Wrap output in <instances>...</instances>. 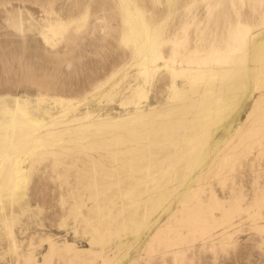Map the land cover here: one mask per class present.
Here are the masks:
<instances>
[{"label": "rangeland", "instance_id": "1", "mask_svg": "<svg viewBox=\"0 0 264 264\" xmlns=\"http://www.w3.org/2000/svg\"><path fill=\"white\" fill-rule=\"evenodd\" d=\"M8 1L1 0L0 3V99L10 103L18 102L19 107L29 114L30 119L36 123L41 122L43 127L32 134L29 145L25 141L19 146L22 152L17 157V164L25 171L26 180L25 183H18L19 189L14 196L13 210L5 214L0 213V264L2 262L22 264L24 263L22 257L32 252L34 261L31 264H264V0H127L123 3L128 6L127 10L129 9L133 15L135 11L140 13L144 23L149 27V34L154 39L152 42L154 47L164 55L150 63L151 80L148 77L146 83L144 77L138 74L140 67L136 58L139 56L133 50L135 49L133 34L126 35L125 16L119 15L116 4H107L108 9L105 11H99L96 4L90 5L92 12L87 17L88 20L75 17L71 21L66 16H60L52 21L63 24L64 30H54L49 34L50 28L44 22V17L33 14L32 21H28V16L20 20L10 15L11 5ZM60 2L56 0L55 7H58ZM26 7L29 8L27 4ZM134 18L132 22L142 24L139 18ZM231 29L238 31L239 37L229 43L231 48L223 49L222 44L216 46L212 43L211 39L219 36H223L228 42L229 37L222 33L229 30L231 32ZM78 30L80 31L77 32ZM138 33L145 34L143 26H140ZM139 37L138 41L142 38ZM166 39L174 43L173 48L170 43L165 42ZM157 43H162L159 44L161 47ZM211 44L214 47H211ZM197 46L199 47L196 48ZM193 47L196 51H192ZM212 48L215 53L210 52ZM172 52L174 54L171 55ZM162 57L167 60H161ZM196 58L200 61L191 62ZM208 68L211 71L210 75L207 73ZM174 71L177 77L172 78L171 72ZM191 75H197L198 79L191 82ZM173 80L176 87L181 90V96L172 94L170 86ZM138 86L144 91V96L139 100L131 95ZM256 100H259L257 107ZM140 113L144 115L138 117ZM87 115V119L81 120ZM184 117H191L196 121L192 125L193 128L190 127V131H184L188 133L186 135L182 134V129L174 128L157 133V137H153L156 134H150L151 137L146 139L145 136H141L148 127L157 126L162 122L169 125L172 121ZM249 129H253L255 136L249 137L246 146V142H242L239 137ZM46 133L53 135L48 136ZM59 133L64 135L57 138ZM116 137L126 140L133 138V142L138 144L135 151H130V143L127 142L115 144L116 148L114 144L113 147L108 145V142ZM35 138L42 141L53 139L51 142L54 145L36 147L33 145ZM148 140L157 141H153L152 144ZM160 142L167 144L166 149L160 148ZM169 144L180 145V148L175 150L169 147ZM150 150L155 152L152 151L150 154ZM141 152L145 154L142 155ZM225 152L227 154H224ZM171 153L173 158L170 156ZM139 154L140 162L137 157H140ZM224 156L226 163L221 162ZM123 163L127 165L124 166ZM160 163L162 167L158 165ZM216 163L218 165H215ZM144 164L153 165L147 167ZM189 165L195 167L193 172L195 174L192 173L187 179H181L183 169ZM123 166L126 168H122ZM147 169L155 173L152 175L153 178L151 176L147 178L149 175H146ZM169 169L171 174L168 176L166 171ZM132 180H137L136 184L140 185L136 186ZM152 181L160 182L159 188L153 189ZM105 184L109 186L106 187ZM125 186H129L131 193L119 196V193H116L117 189H124ZM138 193L141 195L137 197ZM160 195V202H157L156 198ZM111 196L113 198H110ZM148 198L150 209L146 218L144 219V213L140 212L138 218L130 220L128 209H125L128 208L125 205L129 202L127 200L133 199L141 205V202ZM212 198L214 200L216 198L217 201L213 202ZM96 204L104 208L102 213L95 207ZM120 205H124L125 216L118 217L109 226H106L107 221H103V226H106L104 228L110 229L103 234L104 236L102 235L103 237H95L89 230L90 227L102 221L101 216L107 215L106 213L113 212L112 216H117V212L115 214L114 212L119 211ZM238 208L241 212L244 209L245 211L239 213ZM96 210L97 214H94ZM224 214L226 217L223 216L221 219V215ZM203 216L202 219H206L204 221L201 220ZM211 217L214 218L213 221H210ZM224 218L228 219L227 223ZM193 223H196L194 227ZM200 223L203 227L208 225L212 229L199 230L203 229ZM198 233L201 235H197ZM220 233L222 236H219ZM93 237L94 242L88 246ZM13 240L16 243L14 251L11 248ZM224 241L227 242V246L221 248L219 242ZM66 244L72 245L75 249L98 251L104 259L107 258L106 262L102 263L101 259L93 260L90 257L82 260L76 258L72 254L73 251H67L66 254L64 248Z\"/></svg>", "mask_w": 264, "mask_h": 264}, {"label": "bare ground", "instance_id": "2", "mask_svg": "<svg viewBox=\"0 0 264 264\" xmlns=\"http://www.w3.org/2000/svg\"><path fill=\"white\" fill-rule=\"evenodd\" d=\"M55 1L56 0H9L8 1V4H10L11 5V7L9 8V11H10V15L11 16H14V17H16V18H18V19H23V17H26V16H28V21H32L33 20V14L34 15H40L41 17H44L45 18V20H44V22L45 23H47V25H49V28H50V30H49V34H52L53 32H54V30H64V25L63 24H60V23H54L52 20H54V19H57V18H59L60 16H66L68 19H70L71 21L72 20H74L75 19V17H80L79 19H81V20H85V19H87V17L89 16V15H91V12H92V8L90 7V5H92V4H96L97 6H98V9H99V11H105V10H107L108 8V5L107 4H116V8H118L119 9V15H121V16H125V23H126V35H127V33H132L133 34V38H132V41L134 42V47H135V49H133V50H135L134 51V53L136 52L137 53V55L139 56V58H136V56H135V58H136V61H137V59H138V66L140 67L139 68V75L140 76H142V77H144V83H146V81H147V79H148V77L151 75V73H152V70L151 69H149V65H150V63H153V62H155V60L161 55V52H160V50H157L155 47H154V44L152 43L153 42V37L149 34V27L144 23V21H143V19H142V17L140 16V13L139 12H136L135 11V15H133V14H130V12H129V9L127 10V5L125 4H123V3H125L127 0H102V1H98V0H60L61 2H60V5L58 6V7H55ZM0 3H1V0H0ZM242 3V2H241ZM26 4L29 6V8H27L26 7ZM94 10V9H93ZM94 12V11H93ZM115 12V11H114ZM134 12V11H133ZM141 12V11H140ZM108 13V12H107ZM139 13V14H138ZM95 14V13H94ZM115 15V14H114ZM96 16V15H95ZM191 16V15H190ZM128 17V18H127ZM133 17H135V18H139L141 21H142V24H137L136 22H132L131 20L133 19ZM63 18V17H62ZM65 18V17H64ZM65 19V20H67L68 21V19ZM134 18V19H135ZM144 18V17H143ZM187 18V17H186ZM185 18V19H186ZM194 18V17H193ZM199 18V17H198ZM201 18H202V15H201ZM77 19V18H76ZM120 19H121V17H120ZM145 19V18H144ZM204 19V18H203ZM88 20V19H87ZM86 20V21H87ZM107 20V19H106ZM116 20V19H115ZM192 20V19H191ZM195 20V19H194ZM63 21V20H62ZM91 22H92V20H90ZM108 21H109V19H108ZM119 21V20H118ZM184 21V20H183ZM187 21V20H186ZM195 21H197V23H199L198 22V20H195ZM19 22V21H18ZM21 22V21H20ZM116 22V21H115ZM124 22V21H123ZM138 22V21H137ZM205 22V21H204ZM239 22V21H238ZM76 23V22H75ZM117 23V22H116ZM185 23V22H184ZM187 23V22H186ZM95 24V23H94ZM113 24V23H112ZM120 24V23H119ZM263 24V23H262ZM84 25H85V23H84ZM102 25V24H101ZM21 26V25H20ZM43 26V25H42ZM71 26V25H70ZM93 26V25H92ZM91 26V27H92ZM96 26V25H95ZM103 26V25H102ZM140 26H143L144 27V29H145V34L143 35V34H141V33H138V31L140 30ZM192 26H193V24H192ZM239 25H237V27H238ZM260 26V25H259ZM263 26H264V24H263ZM40 27V26H39ZM68 27V26H67ZM78 27H79V25H78ZM97 27V26H96ZM110 27V26H109ZM114 27V26H113ZM123 27V26H122ZM186 27V26H185ZM187 27H189V26H187ZM197 27V26H196ZM247 27V26H246ZM254 27V26H253ZM252 27V28H253ZM43 28V27H42ZM93 28V27H92ZM101 28V27H100ZM119 28H120V26H119ZM194 28H195V26H194ZM73 29V28H72ZM88 29H90V28H88ZM124 29V28H123ZM223 29V28H222ZM256 29V28H255ZM46 30V29H45ZM81 30V29H80ZM80 30H78L77 32H79ZM84 30V29H83ZM86 30V29H85ZM84 30V31H85ZM232 30V29H231ZM234 30V29H233ZM232 30V31H233ZM245 30V29H244ZM257 30V29H256ZM89 31V30H88ZM87 31V32H88ZM125 31V30H124ZM230 32V30H229V32H227V33H225V32H223V30L221 31V33L223 34V35H225L226 37H229V41L227 42V40H226V38H224L223 36H219L218 38H216V39H211L212 40V43H215L216 44V46L219 44V46H221V44L223 45V49H225V48H231L232 46H231V44H229V43H231V42H234V40H237L239 37L237 36V32L236 31H233V32ZM251 31V30H250ZM83 32V31H82ZM99 32V31H98ZM111 32V31H110ZM112 32H113V30H112ZM81 33V32H80ZM220 33V32H219ZM257 33H259V32H256V34ZM67 34V33H66ZM69 34V33H68ZM82 34V33H81ZM97 33H95V35H96ZM121 34V33H120ZM221 34V35H222ZM256 34H254V35H256ZM88 35V34H87ZM86 35V36H87ZM141 35H143V37L141 36ZM195 35V34H194ZM197 35V34H196ZM68 36V35H67ZM138 36H140V37H142L141 38V40L140 41H138L137 40V38H138ZM199 36V35H198ZM64 37V36H63ZM140 37H139V39H140ZM194 38H195V36H193ZM68 38V37H67ZM121 38V37H120ZM182 38V37H181ZM198 38V37H197ZM264 38V37H263ZM178 39H180V38H178ZM177 39V40H178ZM196 39V38H195ZM121 40V39H120ZM170 40V39H169ZM168 40V41H169ZM182 40H183V38H182ZM194 40V39H193ZM192 40V41H193ZM198 40V39H197ZM196 40V41H197ZM70 41V40H69ZM167 41V39L165 40V42ZM167 41V42H168ZM180 41H181V39H180ZM125 42V41H124ZM163 42V41H162ZM164 42V43H165ZM171 42V41H170ZM170 42H168V43H170ZM182 42V41H181ZM198 42V41H197ZM196 42V43H197ZM203 42V41H202ZM201 42V43H202ZM210 42V41H209ZM164 43H163V45H164ZM167 43V44H168ZM179 43V42H178ZM199 43V42H198ZM205 43V42H204ZM203 43V44H204ZM208 43V42H207ZM126 44H128V43H126ZM158 44V43H157ZM160 44V43H159ZM159 44H158V46H159ZM171 45V47L173 48V44L174 43H170ZM177 44V43H176ZM203 44L201 45V46H203ZM131 45V44H130ZM160 45H162V43L160 44ZM166 45V44H165ZM199 45V44H198ZM133 46H132V48H133ZM157 46V47H158ZM180 46V45H179ZM201 46H200V48H201ZM207 46H208V44H207ZM213 46V44H211V47ZM159 47H161V46H159ZM170 47V48H171ZM176 47V46H175ZM192 47V46H191ZM199 46H197L196 48H198ZM214 47V46H213ZM194 48V47H193ZM200 48H199V50H200ZM206 48V47H205ZM204 48V49H205ZM219 48V47H218ZM159 49V48H158ZM179 49V48H178ZM187 49V48H186ZM190 50H191V48H189ZM203 49V48H202ZM131 50V49H130ZM173 50V49H172ZM183 50H184V48H183ZM195 50V48L194 49H192V51H194ZM132 51V50H131ZM186 51V50H185ZM191 51V52H192ZM196 51V50H195ZM186 52H188V51H186ZM210 52H214L213 51V48L212 49H210ZM209 52V53H210ZM175 53H177V52H175ZM195 53V52H194ZM215 53V52H214ZM172 54H174V52H172L171 53V55ZM182 54H184V53H182ZM192 54V53H191ZM190 54V55H191ZM131 55H132V53H131ZM163 55V54H162ZM161 55V56H162ZM176 55H178V54H176ZM193 55V54H192ZM210 55V54H209ZM216 55V54H215ZM22 56V55H21ZM137 56V57H138ZM174 56V55H173ZM185 56V55H184ZM183 56V57H184ZM186 56H187V54H186ZM218 56V55H217ZM217 56H215V57H217ZM220 56H222V55H220ZM130 57V56H129ZM163 57H164V55H163ZM162 57V59L161 60H167V59H165V58H163ZM170 56L168 55V57L167 58H169ZM181 57V56H180ZM183 57H182V59H183ZM160 58V57H159ZM189 57H187V59H188ZM191 58V57H190ZM194 58H195V55H194ZM198 58V57H197ZM195 59V60H193V61H191V62H195V61H200V60H198V59ZM221 58V57H220ZM215 59V58H214ZM160 60V61H161ZM171 60V59H170ZM189 60V59H188ZM192 60V59H191ZM176 61V60H175ZM185 61H187V60H185ZM216 61V60H215ZM165 62V61H164ZM131 63V62H130ZM134 64V63H133ZM135 64H136V62H135ZM159 64V63H158ZM153 65V64H152ZM138 68V67H137ZM152 68H154V67H152ZM209 70H207V73H209V75H210V68H208ZM138 72V71H137ZM162 72V71H161ZM170 72V71H169ZM182 72V71H181ZM187 72H188V70H187ZM116 73V72H115ZM163 73H165V72H163ZM185 73H186V71H185ZM189 73H190V71H189ZM223 73V72H222ZM225 73V72H224ZM227 73V72H226ZM225 73V74H226ZM113 74V73H112ZM154 74V73H153ZM152 74V75H153ZM188 74V73H187ZM194 74V73H193ZM228 74V73H227ZM114 75V74H113ZM127 75V74H126ZM171 75H172V78H175V77H177V73L174 71V72H171ZM179 75V74H178ZM212 75V74H211ZM155 76V75H154ZM204 76H205V74H204ZM226 76V75H225ZM138 77V76H137ZM179 77V76H178ZM198 76L197 75H191V82L193 81V79H196ZM200 77V76H199ZM217 77V76H216ZM110 78V77H109ZM150 78V77H149ZM111 79V78H110ZM125 79H127V78H125ZM124 79V80H125ZM140 79V78H139ZM138 79V80H139ZM153 79V78H152ZM198 79V78H197ZM108 80V79H107ZM142 80V79H141ZM150 80H151V78H150ZM159 80V79H158ZM170 80V79H169ZM177 80V79H176ZM190 80V79H189ZM201 80V79H200ZM199 80V81H200ZM219 80V79H218ZM123 81V80H122ZM195 81V80H194ZM193 81V82H194ZM202 81V80H201ZM204 81V80H203ZM217 81V80H216ZM220 81V80H219ZM173 83L171 84V86H170V90L172 91V94L173 95H180V94H182V92H181V90H179L177 87H176V85H175V82H174V80L172 81ZM108 83V82H107ZM121 83V82H120ZM122 83H124V82H122ZM128 83V82H127ZM190 83V82H189ZM189 83H187L188 85H189ZM210 83H212V82H210ZM139 84V83H138ZM201 84V83H200ZM209 84V83H208ZM219 84V83H218ZM217 84V85H218ZM227 84V83H226ZM124 85V84H123ZM133 85V84H132ZM135 85V84H134ZM137 85V84H136ZM163 85V84H162ZM162 85H160L161 86V88H162ZM216 85V86H217ZM102 86V85H101ZM100 86V87H101ZM145 86V85H144ZM178 86V85H177ZM180 86H182L181 84H180ZM119 87V86H118ZM133 87V86H132ZM151 87V86H150ZM154 87V86H153ZM189 87V86H188ZM191 87V86H190ZM195 87H197V85L195 86ZM200 87V86H199ZM209 87V86H208ZM213 86H211V88H212ZM120 88V87H119ZM159 88V87H158ZM164 88V87H163ZM122 89V88H121ZM133 89V88H132ZM154 89V88H153ZM152 89V90H153ZM160 89V88H159ZM159 89H157V90H159ZM204 89V88H203ZM210 89V88H209ZM116 90V89H115ZM119 90V89H118ZM117 90V91H118ZM162 90H164V89H162ZM166 90V89H165ZM164 90V91H165ZM169 90V89H168ZM95 91V90H94ZM161 91V90H160ZM196 91V90H195ZM201 91V90H200ZM210 91V90H209ZM215 91V90H214ZM219 91V90H218ZM93 92V91H92ZM126 92V91H125ZM151 92V91H150ZM159 92V91H158ZM116 93V92H115ZM114 93V94H115ZM123 93V92H122ZM127 93H128V91H127ZM160 93V92H159ZM164 93V92H163ZM162 93V94H163ZM220 93V92H219ZM224 93V92H223ZM40 94V93H39ZM126 94V93H125ZM129 94H130V92H129ZM210 94V93H209ZM213 94V93H212ZM108 95V94H107ZM119 95V94H118ZM131 95H133L134 96V98H136V99H141L143 96H144V91H143V89H142V87H136L134 90H133V92H131ZM167 95V94H166ZM109 96V95H108ZM165 96V95H164ZM181 96V95H180ZM195 96V95H194ZM203 96V95H202ZM207 95H205V97H206ZM211 96V95H210ZM213 96V95H212ZM230 96V95H229ZM228 96V97H229ZM122 97H124L123 95H122ZM165 98V97H164ZM202 98V97H201ZM210 98V97H209ZM126 99H128V98H126ZM169 99V98H168ZM183 99V98H182ZM190 99V98H189ZM206 99V98H205ZM261 99V98H260ZM50 100V99H49ZM58 99H56V101H57ZM108 100V99H107ZM131 100H133V99H131ZM195 100V99H194ZM199 100V99H198ZM202 100V99H201ZM124 101V100H123ZM128 101V100H127ZM126 100H125V102H127ZM135 101V100H134ZM180 101H181V99H180ZM188 101H190V100H188ZM191 101H193V99H191ZM206 101V100H205ZM73 102V101H72ZM130 102V101H129ZM136 102V101H135ZM145 102V101H144ZM196 102V101H195ZM204 102V101H203ZM220 102H221V100H220ZM45 103V102H44ZM177 103V102H176ZM179 103V102H178ZM184 103V102H183ZM182 103V104H183ZM261 103V102H260ZM58 104V103H57ZM66 104H68V103H66ZM69 104H71V103H69ZM127 104V103H126ZM129 104V103H128ZM131 104H132V102H131ZM194 104V103H193ZM192 103H191V105H193ZM40 105V104H39ZM179 105H180V103H179ZM191 105H190V107H191ZM259 105V100H256V102H255V106L257 107ZM33 106V105H32ZM41 106V105H40ZM44 106V105H43ZM68 106V105H67ZM134 106V105H133ZM152 106V105H151ZM178 106V105H177ZM213 106V105H212ZM211 106V107H212ZM214 106H215V104H214ZM132 107V106H131ZM179 107V106H178ZM177 107V108H178ZM183 107V106H182ZM190 107H189V109H190ZM196 107V106H195ZM200 107V106H199ZM210 107V106H209ZM221 107V106H220ZM39 108V107H38ZM73 108V107H72ZM136 108V107H135ZM186 108H187V105H186V107H185V110H186ZM175 109V108H174ZM173 109V110H174ZM195 109V108H194ZM193 109V110H194ZM198 109V108H197ZM214 109V108H213ZM49 110V109H48ZM70 110V109H69ZM73 110V109H72ZM79 110V109H78ZM190 111H191V109H190ZM180 112V111H179ZM182 112V111H181ZM177 113V112H176ZM193 113V112H192ZM56 114V113H55ZM216 114H218V113H216ZM248 114H250V113H248ZM144 114H142V113H140V115L138 116V117H141V116H143ZM187 115H188V113H187ZM43 116H44V113H43ZM61 116V115H60ZM59 116V117H60ZM90 116V115H89ZM202 117H203V115H201ZM208 116V115H207ZM206 116V117H207ZM210 116V115H209ZM58 117V116H57ZM180 117V116H179ZM205 117V118H206ZM213 117V116H212ZM212 117H210L211 118V120H212ZM218 117V116H217ZM45 118V117H44ZM50 118V117H49ZM88 118V115L87 116H85V117H82L81 118V120H83V119H87ZM156 118V117H155ZM166 119H169V118H166ZM218 119V118H217ZM42 120V119H41ZM128 120V119H127ZM130 120V119H129ZM210 120V121H211ZM45 121V120H44ZM205 121H206V119H205ZM91 122V121H90ZM112 122V121H111ZM135 122V121H134ZM195 120L193 119V118H191V117H184V118H181V119H178V120H176V121H172L169 125L168 124H166V123H160L159 125H157V126H152V127H148L146 130H145V133L143 134V135H141V136H145V139H146V137H151V135L150 134H156V135H153V137L154 136H156L157 137V133L159 134V132L161 133L162 131H168L169 129L171 130H173L174 128H179V129H182L183 130V133L182 134H188V133H184V131L185 132H187V131H190V127L191 128H193L192 127V125L193 124H195ZM207 122V121H206ZM206 122H205V124H206ZM113 123V122H112ZM207 123H209V122H207ZM75 124V123H74ZM73 124V125H74ZM87 124V123H86ZM213 126V125H212ZM211 126V127H212ZM254 126H255V124H254ZM43 126H41V122H39V123H36V122H33L31 119H30V117H29V114L28 113H26L24 110H22L20 107H19V104H18V102H13V103H10V102H8L7 100H4V99H0V213H2V214H5L7 211H12L13 210V208H14V196L16 195V192H18V189H19V182H23V183H25V180H26V178H25V171H23L19 166H18V164H17V157L19 156V154L22 152L21 150H20V148H19V146H20V144H22L23 142H27V144L29 145V143L31 142L30 141V137H32L33 135V133L35 132V131H37L39 128H42ZM197 127V126H196ZM210 127V126H209ZM210 127V128H211ZM203 128V127H202ZM51 129V128H50ZM82 129V128H81ZM93 129H95V128H93ZM92 129V130H93ZM145 129V128H144ZM209 129V128H208ZM89 130V129H88ZM107 130V129H106ZM112 130V129H111ZM115 130V129H114ZM169 130V131H170ZM205 130V129H204ZM254 130H255V128H254ZM44 131V130H43ZM90 131V130H89ZM177 130L175 129V132H176ZM193 131H194V129H193ZM258 131V130H257ZM256 131V132H257ZM48 132V131H47ZM76 132V131H75ZM94 132V131H93ZM130 132H131V130H130ZM134 132H136V130L134 131ZM174 132V131H173ZM240 132V131H239ZM54 133H56V132H54ZM170 132H168V134H169ZM195 133V132H194ZM197 133V132H196ZM238 133V132H237ZM42 134V133H41ZM48 136H52L53 134L52 133H46ZM163 134V133H162ZM162 134H161V136H162ZM166 134H167V132H166ZM171 134V133H170ZM174 134V133H173ZM177 133H175L174 135H176ZM179 134H181V133H178V135ZM200 134V133H199ZM242 134H244V133H242ZM256 134V133H255ZM64 134L63 133H59L56 137L58 138V137H61V136H63ZM80 135V134H79ZM165 135V134H164ZM164 135H163V137H164ZM177 135V136H178ZM257 135V134H256ZM131 136V135H130ZM133 136V135H132ZM135 136V135H134ZM137 136V135H136ZM173 136V135H172ZM204 136H206V135H204ZM203 136V137H204ZM241 137H239V138H241V140H242V142H246L247 140H249V137H251V136H255L254 135V132H253V129L251 130V129H249V130H246V132H245V134L242 136V135H240ZM56 137H53V139H55ZM114 137V136H113ZM138 137H140V136H138ZM158 137H160V136H158ZM168 137V136H167ZM166 137V138H167ZM171 137V136H170ZM169 137V140H171V138ZM176 137V136H175ZM181 137V136H180ZM184 137V136H183ZM188 137V136H187ZM141 138V137H140ZM166 138H164V140L166 139ZM172 138H174V137H172ZM185 139H186V137H184ZM190 138V137H189ZM233 138V137H232ZM53 139H50V140H47V141H42V140H40L39 138H35L34 139V142H33V145L35 144V146L36 147H43V146H51V145H54L52 142H51V140H53ZM72 139V138H71ZM133 139V138H132ZM132 139H130V140H126V139H119V138H114V139H111L109 142H108V145H112V144H114V148H116L115 147V144H118V143H125V142H127V143H130V147L131 148H129V147H127V148H129L130 149V151L132 152V151H135V149H136V147H137V143H134L133 142V140ZM136 139V138H135ZM144 139V138H143ZM152 139V138H151ZM161 139V138H160ZM160 139H158V140H160ZM168 139V138H167ZM200 139V138H199ZM251 139V138H250ZM255 139V138H254ZM43 140H45V139H43ZM103 140V139H102ZM138 140H140V139H138ZM142 140V139H141ZM161 140H163V139H161ZM178 140H180V139H178ZM181 140H182V137H181ZM180 140V141H181ZM253 140V139H252ZM144 141V140H143ZM148 141H151V140H148ZM154 142L155 141H157V140H153ZM153 141H151V143L153 142ZM168 141V140H167ZM166 141V142H167ZM197 141V140H196ZM195 141V142H196ZM238 141H240V140H238ZM259 141V140H258ZM100 142V141H99ZM74 143H76V142H74ZM81 143V142H80ZM141 143H142V141H141ZM144 143V142H143ZM159 143V142H158ZM161 143V145H160V148H165L166 149V147H167V144L166 143H162V142H160ZM171 143H173V142H171ZM26 144V145H27ZM55 144L56 145H58L56 142H55ZM107 144V143H106ZM146 144H148V142L146 143ZM150 144V143H149ZM152 144H154V143H152ZM152 144H150V145H152ZM195 144V143H194ZM224 144H225V142H224ZM238 145H239V143H237ZM243 144V143H242ZM246 144V146H247V142L245 143ZM84 145V144H83ZM82 145V146H83ZM123 145V144H122ZM157 145H159V144H157ZM201 145V144H200ZM237 145V146H238ZM241 145V144H240ZM25 146V145H24ZM86 146V145H85ZM106 146V145H105ZM129 146V145H128ZM148 146V145H147ZM146 146V147H147ZM155 146V145H154ZM182 146H184V145H182ZM193 146H195V145H193ZM192 146V147H193ZM258 146V145H257ZM78 147H80V146H78ZM98 147H100L101 148V146H98ZM107 147H110V146H107ZM112 147H113V145H112ZM118 147V146H117ZM119 147H121V146H119ZM169 147H171V148H174L175 150L176 149H178V148H180V145H172V144H169ZM244 147H245V145H244ZM126 148V147H125ZM159 148V147H158ZM159 148V149H160ZM171 148H168V149H170L171 150ZM190 148H191V146H190ZM227 148V147H226ZM229 148V147H228ZM233 148V147H232ZM55 149V148H54ZM94 149V148H93ZM96 149V148H95ZM138 149H140V148H138ZM137 149V150H138ZM141 149H143V148H141ZM148 149V148H147ZM154 149V148H153ZM165 149L163 150V151H165ZM253 149V148H252ZM48 150V149H47ZM67 150H69V149H67ZM85 150H86V148H85ZM88 150V149H87ZM86 150V151H87ZM89 150H91V149H89ZM96 150H98V149H96ZM118 149H115V151H117ZM125 150V149H124ZM127 150V149H126ZM169 150V151H170ZM180 150V149H179ZM230 150H232V149H230ZM230 150H229V152H230ZM245 150V149H244ZM41 151V150H40ZM99 151V150H98ZM113 151V150H112ZM121 151H122V149H121ZM147 151V150H146ZM149 151V150H148ZM151 151V150H150ZM152 151H154V150H152ZM151 151V153L150 154H152L153 152ZM159 151V150H158ZM158 151H156L157 152V154H158ZM218 151V150H217ZM247 151V150H246ZM245 151V152H246ZM250 151V150H249ZM37 152V151H36ZM53 152V151H52ZM77 152V151H76ZM101 152V151H100ZM119 152V151H118ZM128 151H126V153H127ZM155 152V151H154ZM166 152H168V150L166 151ZM192 152V151H191ZM190 152V153H191ZM235 152V151H234ZM248 152V151H247ZM81 153V152H80ZM102 153V152H101ZM113 153H117V152H113ZM142 153V155L143 154H145V153H143V152H141ZM149 153V152H148ZM160 154H161V151L159 152ZM223 153V152H222ZM221 153V154H222ZM231 153V152H230ZM261 153V152H260ZM70 154V153H69ZM88 154V153H87ZM105 154V153H104ZM132 154V153H131ZM172 154L173 153H171V155L170 156H172ZM224 154H227V152H225ZM224 154H222V155H224ZM127 155H129V152H128V154ZM134 155V154H133ZM138 155V154H137ZM140 155V157L139 156H137L139 159H138V161L140 162V158H141V154H139ZM153 155H155V154H153ZM44 156V155H43ZM146 156V155H145ZM162 156V155H161ZM166 156V155H165ZM165 156H164V158H165ZM180 156V155H179ZM214 156V155H213ZM212 156V157H213ZM233 156V155H232ZM88 157V156H87ZM99 158H100V156H98ZM168 157H169V155H168ZM187 157V156H186ZM204 157V156H203ZM216 157V156H215ZM234 157V156H233ZM24 158V157H23ZM66 158V157H65ZM74 158V157H73ZM133 158V157H132ZM135 158V157H134ZM146 158V157H145ZM149 158V157H148ZM172 158H173V156H172ZM254 158V157H253ZM259 158V157H258ZM83 159V158H82ZM86 159V158H85ZM90 159V158H89ZM89 159H87V160H89ZM101 159H102V155H101ZM101 159L99 160V161H101ZM125 159V158H124ZM123 159V160H124ZM136 159V158H135ZM134 159V160H135ZM163 159V158H162ZM166 159V158H165ZM164 159V160H165ZM168 159V158H167ZM186 159V158H185ZM191 159V158H190ZM208 159V158H207ZM221 159V158H220ZM231 160H232V158H230ZM230 159H227V160H230ZM93 160V159H92ZM103 160H104V158H103ZM113 160V159H112ZM117 160V159H116ZM115 160V161H116ZM123 160H121V161H123ZM132 160V159H131ZM133 160V161H134ZM150 160H151V158H150ZM253 160V159H252ZM72 161V160H71ZM95 161V160H94ZM98 161V160H97ZM120 161V162H121ZM126 161V160H125ZM147 161H149V160H147ZM152 161V160H151ZM163 161V160H162ZM169 161V160H168ZM172 161V160H171ZM174 161H175V159H174ZM194 161V160H193ZM218 161H219V159H218ZM223 161H225L224 163H226V156H224L223 158H222V161L221 162H223ZM76 162V161H75ZM128 163H129V161H127ZM167 162V161H166ZM197 162H199V161H197ZM253 162V161H252ZM255 162V161H254ZM65 163V162H64ZM79 163V162H78ZM148 163V162H147ZM155 163V162H154ZM158 163V162H157ZM227 163H229V162H227ZM83 164V163H82ZM85 164V163H84ZM118 164V163H117ZM168 164H169V162H168ZM222 164V163H221ZM60 165V164H59ZM99 165V164H98ZM109 165L110 164H108L107 166L109 167ZM115 165V164H114ZM123 165H124V163H123ZM126 165H127V163H126ZM126 165H124V166H126ZM134 165V164H133ZM136 165V164H135ZM145 166H147V164H144ZM144 165H143V167H144ZM151 165H153V164H151ZM151 165H149V166H151ZM158 165H161V163L160 164H158ZM215 165H218L217 163L215 164ZM227 165V164H226ZM83 167H84V165H82ZM90 166H92V164L90 165ZM122 167V168H126V167ZM142 166V165H141ZM149 166H147V167H149ZM206 166V165H205ZM211 166V165H210ZM209 166V167H210ZM222 166H224V165H222ZM251 166H253V165H251ZM54 167V166H53ZM75 167V166H74ZM95 167V166H94ZM132 166H130V168H131ZM142 167V168H143ZM158 167V166H157ZM160 167H162V165L160 166ZM168 167V166H167ZM173 167V166H172ZM214 167V166H213ZM212 167V168H213ZM217 167V166H216ZM99 168V167H98ZM100 168H101V166H100ZM136 168H138V167H136ZM164 168V167H163ZM195 168V167H194ZM193 168V166H188V167H186L185 169H183L184 170V174L181 176L182 178L181 179H187V178H189L191 175H192V173L194 172V169ZM198 168V167H197ZM196 168V169H197ZM224 168H225V166H224ZM51 169V168H50ZM102 169V168H101ZM101 169H100V172H102L101 171ZM104 169H107V168H104ZM103 169V170H104ZM135 169V168H134ZM133 169V170H134ZM139 169V168H138ZM156 170H157V168H155ZM173 169V168H172ZM175 169H176V167H175ZM180 169V168H179ZM210 169V168H209ZM220 169V168H219ZM221 169H223L222 167H221ZM98 170V169H97ZM121 170V169H120ZM126 170V169H125ZM128 170V169H127ZM145 170V169H144ZM144 170H143V172H144ZM149 170H150V168H149ZM148 169L146 170V175L147 174H149V175H147V178L149 177V176H151V178H153L152 177V175H154L153 173H151L150 171H149ZM159 170V169H158ZM160 170H162V169H160ZM170 170L171 169H169V171L167 172L166 171V174L169 176L170 174H171V172H170ZM208 170V169H207ZM206 170V171H207ZM211 170V169H210ZM212 170H214V168L212 169ZM108 173H109V171L108 170H106ZM115 171V170H114ZM131 171H132V169H131ZM135 171V170H134ZM140 171V170H139ZM172 171H175V170H172ZM179 171V170H178ZM177 171V172H178ZM205 171V172H206ZM218 171V170H217ZM111 172V171H110ZM128 172V171H127ZM159 172V171H158ZM214 172V171H213ZM107 173V174H108ZM112 173V172H111ZM114 173H116V171L114 172ZM132 173V172H131ZM157 173V172H156ZM181 174H182V172H180ZM99 174V173H98ZM100 174H103V173H100ZM113 174V173H112ZM133 174V173H132ZM131 174V175H132ZM141 174V173H140ZM195 173H193V175H194ZM109 175V174H108ZM111 175V174H110ZM128 175V174H127ZM130 175V176H131ZM145 175V174H144ZM143 175V176H144ZM94 176V175H93ZM159 176V175H158ZM164 176V175H163ZM167 176V177H168ZM179 177H180V174L178 175ZM105 177H107V176H105ZM128 178H130V177H128ZM172 178L173 177H171V181H172ZM192 178H193V176H192ZM127 179V178H126ZM157 179V178H156ZM176 179H177V175H176ZM130 180V179H129ZM167 180H168V178H167ZM178 180V179H177ZM176 180V181H177ZM127 181V180H126ZM150 181V180H149ZM162 181H164V179L162 180ZM170 181V182H171ZM174 181V180H173ZM132 182L133 183H138V181L137 180H132ZM144 182H145V179H144ZM153 182V185H151L152 186V188L153 189H156V188H159V186H160V182H157V181H152ZM165 182V181H164ZM197 182V181H196ZM129 183V182H128ZM143 183V182H142ZM177 183V182H176ZM182 183V182H181ZM134 184V185H135ZM165 184V183H164ZM106 185V187H108L109 185L108 184H105ZM117 185V184H116ZM133 185V184H132ZM139 186L140 185V183L139 184H136V186ZM145 185V184H144ZM167 185H169V184H167ZM177 185V184H176ZM175 185V186H176ZM100 186V185H99ZM104 186V185H103ZM166 186V185H165ZM198 186V185H197ZM170 187V186H169ZM171 187H173V186H171ZM72 188V187H71ZM101 188V187H100ZM111 188V187H110ZM133 188V187H132ZM145 188V187H144ZM148 188V187H147ZM151 188V189H152ZM183 188V187H182ZM193 188V187H192ZM102 189V188H101ZM104 189H105V187H104ZM134 189V188H133ZM136 189V188H135ZM134 189V190H135ZM140 189H141V187H140ZM140 189H137L138 191L140 190ZM143 189V188H142ZM141 189V190H142ZM164 189V188H163ZM173 189V188H172ZM69 190H70V187H69ZM68 190V191H69ZM109 190V189H108ZM107 190V191H108ZM118 190V192H116L117 194L119 193V196L120 195H129L130 193H131V189L129 188V186H125V188L124 189H122V188H120V189H117ZM149 190V189H148ZM159 190V189H158ZM170 190V189H169ZM191 190V189H190ZM67 191V192H68ZM97 191V190H96ZM145 191V190H144ZM156 191V190H155ZM174 191V190H173ZM173 191H172V195H173ZM183 191V190H182ZM193 191H194V189H193ZM94 192H95V190H94ZM99 192H100V190H99ZM114 192V191H113ZM136 192V191H135ZM153 192V191H152ZM97 193V192H96ZM101 193H104V192H101ZM112 193V192H111ZM145 193V192H144ZM149 193H150V191H149ZM190 193V192H189ZM117 194H116V196H117ZM196 194V193H195ZM99 195V194H98ZM115 195V194H114ZM135 195V194H134ZM140 196L139 195V193L138 194H136V196ZM146 195V194H145ZM167 195V194H166ZM187 195V194H186ZM185 195V196H186ZM191 195V194H190ZM94 196H97V195H95L94 194ZM106 196V195H105ZM137 196V197H138ZM157 196V195H156ZM156 196H154L155 198H156ZM118 197V196H117ZM130 197V196H129ZM133 198H134V196H132ZM131 197V198H132ZM137 197H135L136 199H137ZM194 197V196H193ZM214 197V196H213ZM90 198H92V197H90ZM105 198V197H104ZM109 198V197H108ZM110 198H113L112 196L110 197ZM109 198V199H110ZM127 199H128V197H126ZM189 198V197H188ZM260 198V197H259ZM95 200H96V198H94ZM98 199V198H97ZM118 199V198H117ZM139 199H140V197H139ZM154 199V198H153ZM160 199H161V195L159 196V198L157 197L156 198V201L157 202H160ZM179 199V198H178ZM187 199V198H186ZM192 199V198H191ZM100 200V199H99ZM104 200V199H103ZM106 200V199H105ZM113 200V199H112ZM111 200V201H112ZM115 200V199H114ZM214 199L212 198V201H213ZM215 200H216V198H215ZM213 201V202H216V201ZM260 199H258V201H259ZM89 201V200H88ZM93 201V200H92ZM106 201H108V200H106ZM110 201V202H111ZM127 201H129L128 203H126L125 205L128 207V208H125L127 211H128V214L130 215V220H134L135 218H138L139 217V213L140 212H142V213H144V216H143V218L145 219L146 218V214H147V211L150 209V199L148 198V200H146V201H143V202H141V205L137 202V201H135V200H133V199H129V200H127ZM196 201V200H195ZM237 201H238V199H237ZM18 202V201H17ZM76 202V201H75ZM101 202V201H100ZM104 202V201H103ZM177 202V201H176ZM198 202V201H197ZM92 203V202H91ZM97 203V202H96ZM99 203V202H98ZM102 203V202H101ZM107 203V202H106ZM185 203V202H184ZM80 203H78V205H79ZM82 204V203H81ZM87 204H89V203H87ZM109 204V203H108ZM111 204V203H110ZM124 204V203H123ZM72 205H74V204H72ZM103 205H104V203H103ZM106 206H107V204H105ZM236 205H238V204H236ZM71 206V205H70ZM81 206V205H80ZM123 206L124 205H120L119 206V211H115L114 212V214L117 212V216H115V217H113L112 216V213H106L107 215H103V216H101V217H103L102 218V221H100L99 223H97V224H95V225H92L91 227H90V229L89 230H91L93 233H94V235H95V237H101L103 234H105V233H107L109 230L108 229H110V228H104V227H106V226H109L111 223H113L114 221H116V219H118V217H124L125 216V210L123 209ZM76 207V206H75ZM79 207V206H78ZM78 207H76V208H78ZM93 207H94V205H93ZM96 208H98L99 209V212L100 213H102L103 211H104V208H101L100 206H97V204H96V206H95ZM105 207V206H104ZM233 207V206H232ZM232 207H231V209H232ZM160 208V207H159ZM191 208V207H190ZM230 208V207H229ZM236 208V207H235ZM91 209V208H90ZM94 209V208H93ZM115 209V208H114ZM113 209V210H114ZM186 209H187V206H186ZM237 209V208H236ZM235 209V210H236ZM239 209V208H238ZM242 209V208H241ZM112 210V211H113ZM117 210V209H116ZM226 210H229V209H226ZM225 210V211H226ZM240 210V209H239ZM97 211L98 210H96V213H94V214H97ZM179 211H181V210H179ZM186 211H188V210H186ZM191 211V210H190ZM189 211V212H190ZM221 211H224V210H221ZM231 211V210H230ZM245 211V209L243 210V212ZM246 211H248V209L246 210ZM194 212V211H193ZM227 212V211H226ZM234 212V208H233V211H232V213ZM241 212V210L239 211V213ZM243 212H241V213H243ZM169 213H170V211H169ZM225 213V212H224ZM229 213V212H228ZM228 213H227V217H229L228 216ZM15 214V213H14ZM89 214H90V211H89ZM189 214H191V213H189ZM223 214V213H222ZM234 214V213H233ZM232 214V216H234ZM99 215V214H98ZM143 215V214H142ZM141 215V216H142ZM211 215V214H210ZM254 215H257V214H254ZM97 216V215H96ZM222 217H221V219L223 218V216L224 217H226V215L224 214V215H221ZM172 217L174 218V216H173V214H172ZM193 217V216H192ZM198 217V216H197ZM196 217V219H198ZM239 217V216H238ZM261 217V216H260ZM86 219H87V217H85ZM88 218H90V217H88ZM172 218V219H173ZM191 218V217H190ZM189 218V219H190ZM202 218H204V216L203 217H201V220L202 221H204V220H206V219H202ZM232 218V217H231ZM251 218V217H250ZM252 218H254L255 219V217H252ZM259 217H257V219H258ZM264 218V217H263ZM263 218H261L262 220H263ZM121 219H123V218H121ZM181 219V218H180ZM194 219V218H193ZM193 219H191V220H193ZM208 219H210V218H208ZM234 219V218H233ZM0 220H1V218H0ZM83 220V219H82ZM81 220V221H82ZM89 220V219H88ZM87 220V221H88ZM90 220H91V218H90ZM101 220V219H100ZM127 220H129V219H127ZM126 220V221H127ZM130 220H129V222H130ZM190 220V221H191ZM200 220V219H199ZM214 220V218H212L211 217V220L210 221H213ZM224 221H226V223H227V220H226V218H224L223 219ZM232 220V219H231ZM241 220V219H240ZM103 221H107V223H108V225H106V226H103V224H102V222ZM172 221V220H171ZM195 221V220H194ZM209 221V220H208ZM208 221H207V224L208 225H210L209 223H208ZM224 221H222V222H224ZM229 221H230V219H229ZM256 221V220H255ZM119 224L122 222V220H121V222L120 221H117ZM196 222H199V221H196ZM201 222V221H200ZM215 222V221H214ZM220 222V221H219ZM263 222H264V220H263ZM89 223V222H88ZM106 223V222H105ZM131 223H132V221H131ZM134 223V222H133ZM138 223V222H137ZM192 223V222H191ZM211 223V222H210ZM221 223V222H220ZM229 223V222H228ZM231 223V222H230ZM235 223V222H234ZM240 223V222H239ZM115 224H117V223H115ZM122 224V223H121ZM120 224V225H121ZM172 224V223H171ZM194 224H196V223H193L192 224V226L194 225ZM223 224H225V223H223ZM123 225V224H122ZM199 225H202V223H200ZM208 225H206V226H204L203 227V225H202V227H203V229L201 228V229H199V230H205V231H207V230H211L210 229V227L208 226ZM216 225V224H215ZM221 225V224H220ZM228 225V224H227ZM232 225H234V224H232ZM90 226V225H89ZM125 226V225H124ZM129 226V225H128ZM132 226V225H131ZM145 226V225H144ZM164 226V225H163ZM182 226V225H181ZM197 227H198V225H196ZM211 226V225H210ZM213 226V225H212ZM219 226V225H218ZM230 226V225H229ZM4 227V226H3ZM118 227V226H117ZM194 227V226H193ZM197 227H196V230L198 231V232H200L198 229H197ZM222 227V226H221ZM227 227V226H226ZM233 226H231V228H232ZM236 227H237V225H236ZM259 227V226H258ZM262 227V226H261ZM89 228V227H88ZM104 228V229H103ZM172 228V227H171ZM214 229H215V227H213ZM216 228H218L217 226H216ZM231 228H230V230H231ZM264 228V227H263ZM263 228H261V229H263ZM213 229V230H214ZM235 229V228H234ZM256 229H259V228H256ZM11 230V229H10ZM225 230V229H224ZM260 230V229H259ZM264 230V229H263ZM262 230V231H263ZM232 231V230H231ZM112 232V231H111ZM110 232V233H111ZM195 232V231H194ZM204 232V231H203ZM209 232V231H208ZM211 232V231H210ZM217 232V231H216ZM226 232V231H225ZM264 232V231H263ZM196 233V232H195ZM217 233H219V232H217ZM223 233V232H222ZM11 234V233H10ZM206 234V233H205ZM221 234V233H220ZM224 234V233H223ZM91 235V234H90ZM197 235H201L200 233H198ZM206 235H208V234H206ZM227 235V234H226ZM104 236V235H103ZM102 236V237H103ZM109 236V235H108ZM219 236H222V234L221 235H219ZM224 236V235H223ZM228 236V235H227ZM229 236H230V234H229ZM95 237H93V239L92 240H90V244H88V246L89 245H91L93 242H94V240H95ZM221 238V237H220ZM99 239V238H98ZM161 239V238H160ZM202 239V238H201ZM212 239V238H211ZM211 239H209V241L211 240ZM219 239V238H218ZM231 239V238H230ZM174 240V239H173ZM208 240V239H207ZM228 240V239H227ZM163 241V240H162ZM212 241V240H211ZM215 241V240H214ZM12 243H11V248L13 249V251L16 249V243L14 242V240L13 241H11ZM18 242V241H17ZM206 242H208V241H205V243ZM218 242V241H217ZM205 243H203V244H205ZM213 245H214V243L213 242H211ZM220 243V247L221 248H224V247H226L227 246V242H219ZM19 244V243H18ZM208 244V243H207ZM229 245H231V244H229ZM28 246V245H27ZM127 246V245H126ZM212 246V245H211ZM61 248H62V246H61ZM64 248L66 249V254H67V251H73L72 252V254L76 257V258H80V259H82V258H86V257H90V259L92 258L93 260H95V259H101L102 260V263H105L106 262V259H104L102 256H101V254H100V252H98V251H92V250H90V249H75V248H73V246L72 245H70V244H66L65 246H64ZM125 248V247H124ZM128 248V247H127ZM173 248V247H172ZM32 249V248H31ZM59 249V248H58ZM29 250H30V248H29ZM113 250V249H112ZM120 250V249H119ZM225 251V250H224ZM29 252V251H28ZM32 252V251H31ZM36 252V251H35ZM33 253V252H32ZM32 253H28V255H26V256H23L22 258H23V262L24 263H22V264H31V262L32 261H34V258H33V256H32ZM112 253V252H111ZM119 252H117V254H118ZM5 254H7V253H5ZM60 254V253H59ZM65 254V253H64ZM63 254V255H64ZM177 254V253H176ZM182 254V253H181ZM3 255V254H2ZM73 255H71L72 257H74ZM113 255V254H112ZM4 256V255H3ZM35 256V255H34ZM62 256V255H61ZM116 256V255H115ZM14 257H16V256H14ZM60 257V256H59ZM21 258V259H22ZM63 258V257H62ZM109 258V257H108ZM174 258V257H173ZM7 259V258H6ZM86 259H88V258H86ZM89 259V260H90ZM175 259V258H174ZM83 260V259H82ZM111 260V259H110ZM180 260V259H179ZM9 261H10V259H9ZM92 261V260H91ZM99 261V260H98ZM2 262V261H1ZM6 262V261H5ZM8 262V261H7ZM12 262V261H11ZM90 262V261H89ZM93 262V261H92ZM110 262H112V261H110ZM34 263V262H33ZM84 263H86V262H84ZM91 263V262H90ZM2 264H3V262H2ZM17 264V263H16ZM83 264V263H82Z\"/></svg>", "mask_w": 264, "mask_h": 264}]
</instances>
